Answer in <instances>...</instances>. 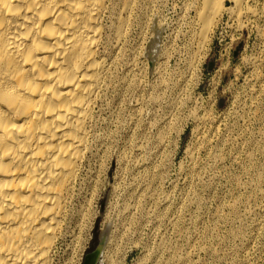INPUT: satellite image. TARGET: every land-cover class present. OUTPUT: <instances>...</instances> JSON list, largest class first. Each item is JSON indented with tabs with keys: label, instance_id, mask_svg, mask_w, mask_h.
Here are the masks:
<instances>
[{
	"label": "rangeland",
	"instance_id": "1",
	"mask_svg": "<svg viewBox=\"0 0 264 264\" xmlns=\"http://www.w3.org/2000/svg\"><path fill=\"white\" fill-rule=\"evenodd\" d=\"M196 1L117 0L105 20L109 72L50 264H83L107 229L100 264H264V0H226L202 45Z\"/></svg>",
	"mask_w": 264,
	"mask_h": 264
},
{
	"label": "bare ground",
	"instance_id": "2",
	"mask_svg": "<svg viewBox=\"0 0 264 264\" xmlns=\"http://www.w3.org/2000/svg\"><path fill=\"white\" fill-rule=\"evenodd\" d=\"M225 1H196L201 45L224 10L235 12ZM117 9V0H0V264L51 263L91 148L110 67L105 20Z\"/></svg>",
	"mask_w": 264,
	"mask_h": 264
},
{
	"label": "water",
	"instance_id": "3",
	"mask_svg": "<svg viewBox=\"0 0 264 264\" xmlns=\"http://www.w3.org/2000/svg\"><path fill=\"white\" fill-rule=\"evenodd\" d=\"M105 243H106V233L103 232L100 237L99 244L91 253L85 256L83 264H98L99 257L101 256Z\"/></svg>",
	"mask_w": 264,
	"mask_h": 264
}]
</instances>
